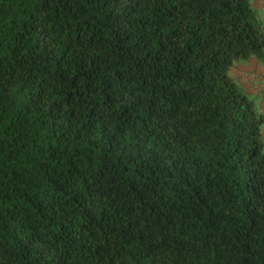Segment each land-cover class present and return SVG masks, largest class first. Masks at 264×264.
I'll return each mask as SVG.
<instances>
[{
    "label": "trees",
    "instance_id": "1",
    "mask_svg": "<svg viewBox=\"0 0 264 264\" xmlns=\"http://www.w3.org/2000/svg\"><path fill=\"white\" fill-rule=\"evenodd\" d=\"M252 0H0V264H264Z\"/></svg>",
    "mask_w": 264,
    "mask_h": 264
},
{
    "label": "rangeland",
    "instance_id": "2",
    "mask_svg": "<svg viewBox=\"0 0 264 264\" xmlns=\"http://www.w3.org/2000/svg\"><path fill=\"white\" fill-rule=\"evenodd\" d=\"M257 12V19L264 25V0H252ZM229 76L254 96L264 113V64L250 60H237L228 71ZM264 136V129H263Z\"/></svg>",
    "mask_w": 264,
    "mask_h": 264
}]
</instances>
